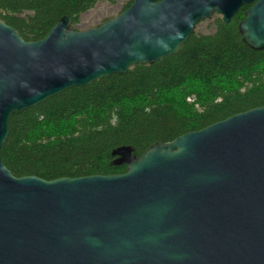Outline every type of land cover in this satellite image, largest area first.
I'll return each mask as SVG.
<instances>
[{
    "label": "water",
    "instance_id": "water-1",
    "mask_svg": "<svg viewBox=\"0 0 264 264\" xmlns=\"http://www.w3.org/2000/svg\"><path fill=\"white\" fill-rule=\"evenodd\" d=\"M249 4L238 31L264 51V0H134L88 31L65 16L38 42L0 20V264H264V106L139 158L116 148L120 175L18 178L1 157L13 115L177 56L200 23Z\"/></svg>",
    "mask_w": 264,
    "mask_h": 264
},
{
    "label": "trees",
    "instance_id": "trees-1",
    "mask_svg": "<svg viewBox=\"0 0 264 264\" xmlns=\"http://www.w3.org/2000/svg\"><path fill=\"white\" fill-rule=\"evenodd\" d=\"M116 2L0 0V20L26 42H38L63 17L75 30L98 4ZM247 8L228 25L219 19L212 34L194 33L177 56L73 88L13 115L1 152L4 165L15 177L46 181L120 175L127 166L112 165L116 148L132 147L139 158L156 143L264 106V51L248 48L237 29Z\"/></svg>",
    "mask_w": 264,
    "mask_h": 264
},
{
    "label": "rangeland",
    "instance_id": "rangeland-1",
    "mask_svg": "<svg viewBox=\"0 0 264 264\" xmlns=\"http://www.w3.org/2000/svg\"><path fill=\"white\" fill-rule=\"evenodd\" d=\"M129 2L130 0H117L114 5L108 3L98 4L92 11L88 12L81 18V23L79 26L75 27V30L83 32L98 28L101 24H104V21L119 16ZM219 19L220 18L215 15L212 19L200 23L196 27L194 33L197 35H209L214 33L216 23ZM188 101L191 103L193 102L192 99H188Z\"/></svg>",
    "mask_w": 264,
    "mask_h": 264
},
{
    "label": "flooded vegetation",
    "instance_id": "flooded-vegetation-1",
    "mask_svg": "<svg viewBox=\"0 0 264 264\" xmlns=\"http://www.w3.org/2000/svg\"><path fill=\"white\" fill-rule=\"evenodd\" d=\"M253 6V4H249V5H246L245 7H248L246 10H245V12H244V17H245V14H246V12L251 8ZM242 10V9H241ZM240 10V11H241ZM239 11V12H240ZM216 16H218L221 20H222V16H220V15H218V14H216ZM237 16V15H236ZM235 16V17H236ZM235 17L232 19V21L235 19ZM243 21V19L242 20H240L239 22H238V24H237V29H239V25H240V23Z\"/></svg>",
    "mask_w": 264,
    "mask_h": 264
}]
</instances>
